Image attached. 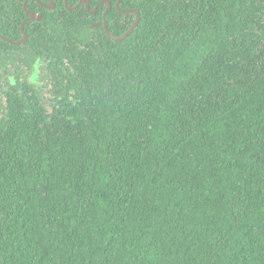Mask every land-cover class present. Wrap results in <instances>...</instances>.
Segmentation results:
<instances>
[{"label": "trees", "instance_id": "16d2710c", "mask_svg": "<svg viewBox=\"0 0 264 264\" xmlns=\"http://www.w3.org/2000/svg\"><path fill=\"white\" fill-rule=\"evenodd\" d=\"M103 9L26 26L50 92L2 88L0 264H264V0H123L122 42Z\"/></svg>", "mask_w": 264, "mask_h": 264}, {"label": "flooded vegetation", "instance_id": "af4514ba", "mask_svg": "<svg viewBox=\"0 0 264 264\" xmlns=\"http://www.w3.org/2000/svg\"><path fill=\"white\" fill-rule=\"evenodd\" d=\"M82 1L83 0H78L76 3L74 2L75 6H73V7L78 6V8H76L74 11H76L80 7H85L87 9V5L85 3H82ZM84 1H86V0H84ZM105 1L106 0H101V1L97 2V4L94 6V8L96 6H98L100 3L105 2ZM109 1L111 2V7H110L109 12L112 10L113 7L117 9V4H118L119 0H117L115 3H113L111 0H109ZM88 2H89L90 10H94V8H91L92 1L88 0ZM122 2H123V0L121 1L120 5H119L120 9H121ZM20 3L22 6L23 13L25 15V17L22 18L21 23H20V27H19L21 38L19 36V38H20L19 39L17 36L14 35L13 40H11V39L5 37L4 35H2L0 32V40L15 48L12 50H6L5 48H2L0 46V86H2V87H4L6 85V83H9L10 79H12L14 77L19 78L20 81H24V79L22 77L26 73L27 70H29L30 76L32 78V81H28V82H33V84H35L36 87L38 86V84L42 85V82L44 80H41L39 77L44 72V66L45 65H44L43 61L41 60L35 64L33 63L34 65L30 64L29 60L31 59V57L29 56L28 50H23V49H20L18 47H23L28 42V34L26 31V26L28 23H32L34 25H35V23H42L44 18H45L46 12L56 11L62 3L64 4L66 9H67L66 3L68 5V7H71V6H69V0H20ZM29 4H31L35 8L34 9L28 8ZM73 7H71V8H73ZM101 8H104L102 11V20H101V21H103L104 13L107 10L108 5L107 4L101 5L97 9V12H99V10ZM87 11L89 12L88 9H87ZM69 12H73V11H69ZM109 12H108V14H109ZM89 14H91V13L89 12ZM95 14H91V15H95ZM129 14H133V13H129ZM125 15H128V14H125ZM34 16H37V17L41 16V19L40 20L33 19ZM106 19H107V16H106ZM101 21H98V22H101ZM23 26H24V29H23ZM8 29L15 33L14 26L9 27ZM23 31H25V33L27 35V40L25 43L19 44L20 42H22V40L24 38ZM5 39L12 42V43L6 41ZM34 76H35V78L36 77L37 78L35 79ZM46 82H48V84H49L48 80H46ZM3 95L4 94H2V96Z\"/></svg>", "mask_w": 264, "mask_h": 264}, {"label": "water", "instance_id": "95a60500", "mask_svg": "<svg viewBox=\"0 0 264 264\" xmlns=\"http://www.w3.org/2000/svg\"><path fill=\"white\" fill-rule=\"evenodd\" d=\"M121 1H122V0H119V2H118V4H117V10H119V11H120L121 13H123V14L133 13V14L136 15V19H135V22H134V24L132 25V27H131L127 32H125L122 36H120V37H115V36H113L112 33L110 32L109 28H108V24H107L106 16H107V14H108V12H109V10H110V7H111V2H110L109 0H106L105 2L100 3L98 6H96V7L94 8V10H90L88 0H86V1L83 0V1H82V3H85V4L87 5V9L89 10V12H90L91 14H95V13L97 12V9H98L101 5H103V4H107V5H108V8H107V10H106L105 13H104V19H103V21H101V22H97V23H94V24L92 25V28H100V27H104V29H105L107 35H108L109 38H110L111 40H113L114 42H122V41H124L125 39H127L131 34L134 33V31H135L136 29H138L139 24H140V21H141V15H140V13H139L137 10H133V9H131V10H128V11H124V10L120 9L119 5H120ZM66 6H67V9H68L69 11H74L76 8H78V6H77V7H73V8L68 7L67 3H66ZM33 19H38V20H40V19H41V16H38V17H37V16H34ZM23 25H24V24H23ZM23 29H24V26H23ZM23 33H24V38H23L22 42H20L19 44L25 43L26 40H27V35H26L25 31H23ZM5 40H6V39H5ZM6 41H8V40H6ZM8 42H10V41H8ZM10 43H12V42H10Z\"/></svg>", "mask_w": 264, "mask_h": 264}, {"label": "rangeland", "instance_id": "374dc122", "mask_svg": "<svg viewBox=\"0 0 264 264\" xmlns=\"http://www.w3.org/2000/svg\"><path fill=\"white\" fill-rule=\"evenodd\" d=\"M45 74H46V71H44L43 73H42V75L39 77L41 80H44L43 82H42V85H39L38 84V86L36 87V89L37 90H40V92H41V94L43 95V99L45 100V101H47V98H48V95H49V92H50V88L48 87L49 86V84H48V82H46L45 81ZM24 80H26V81H32V78H31V76H30V72H29V70H27L26 71V73L23 75V77H22ZM34 78H35V76H34ZM33 78V79H34ZM2 86H0V101H1V97H2ZM1 107V106H0Z\"/></svg>", "mask_w": 264, "mask_h": 264}]
</instances>
